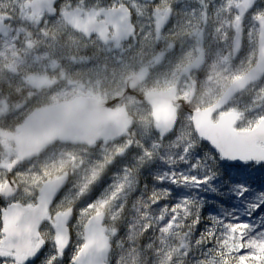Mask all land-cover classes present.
Instances as JSON below:
<instances>
[{"label": "snow or ice", "instance_id": "6c2138e0", "mask_svg": "<svg viewBox=\"0 0 264 264\" xmlns=\"http://www.w3.org/2000/svg\"><path fill=\"white\" fill-rule=\"evenodd\" d=\"M0 264H264V0H0Z\"/></svg>", "mask_w": 264, "mask_h": 264}]
</instances>
